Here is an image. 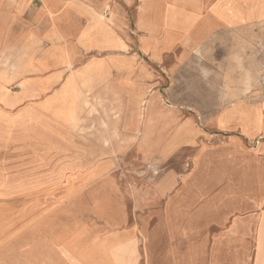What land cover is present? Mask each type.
I'll return each mask as SVG.
<instances>
[{
  "label": "crops",
  "instance_id": "obj_1",
  "mask_svg": "<svg viewBox=\"0 0 264 264\" xmlns=\"http://www.w3.org/2000/svg\"><path fill=\"white\" fill-rule=\"evenodd\" d=\"M154 129L148 178L106 189ZM58 178L74 264H264V0H0V189Z\"/></svg>",
  "mask_w": 264,
  "mask_h": 264
},
{
  "label": "rangeland",
  "instance_id": "obj_2",
  "mask_svg": "<svg viewBox=\"0 0 264 264\" xmlns=\"http://www.w3.org/2000/svg\"><path fill=\"white\" fill-rule=\"evenodd\" d=\"M159 71L158 67H154ZM159 77V76H158ZM164 80L154 81L149 87L148 95L158 98L159 109L165 110V88L169 77L163 74ZM161 80V79H160ZM145 112L139 113V121L146 119ZM161 130L154 129L149 137L154 138L153 145L139 147L137 162L133 160V173L127 177L106 178V189L126 188L129 184H142L148 178V171L156 155L162 153ZM160 139V140H159ZM147 154L154 156V161L147 159ZM190 154L189 149L186 156ZM171 162L168 165H173ZM129 161L123 163V169L129 170ZM167 165V166H168ZM157 167V166H156ZM151 169V168H150ZM165 170V160L160 161L154 173ZM32 181V180H31ZM68 179L58 178L55 184L42 180L40 189L33 188L34 183H27L26 189H0V264H74L72 258L66 257L67 250L75 255L82 250V239L92 234L89 210L82 204L81 189H73L72 198L66 203H52L54 197L65 189ZM52 186V187H50ZM52 188V189H51ZM34 201H37L35 204ZM21 205L25 209H19ZM91 224V225H90ZM255 242H250L248 264L257 263ZM204 257L202 264H205Z\"/></svg>",
  "mask_w": 264,
  "mask_h": 264
},
{
  "label": "bare ground",
  "instance_id": "obj_3",
  "mask_svg": "<svg viewBox=\"0 0 264 264\" xmlns=\"http://www.w3.org/2000/svg\"><path fill=\"white\" fill-rule=\"evenodd\" d=\"M111 16V15H110ZM103 19V18H102ZM106 19V18H105ZM117 48V47H116ZM118 49V48H117ZM120 49V48H119ZM122 49V48H121ZM5 55V54H4ZM91 100V99H90ZM94 101V100H93ZM98 101V100H97ZM86 102V101H85ZM97 104V103H96ZM99 104V103H98ZM156 104V103H155ZM145 106H146V99H144L143 101H142V103H141V112H140V114H143L144 113V108H145ZM84 107V106H83ZM91 109V108H90ZM108 114V113H107ZM108 116H109V114H108Z\"/></svg>",
  "mask_w": 264,
  "mask_h": 264
}]
</instances>
